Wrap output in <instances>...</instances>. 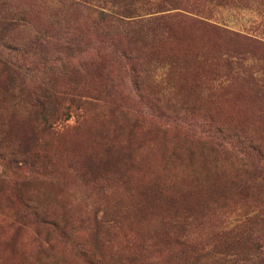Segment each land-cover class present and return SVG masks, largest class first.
Here are the masks:
<instances>
[{
	"label": "rangeland",
	"instance_id": "obj_1",
	"mask_svg": "<svg viewBox=\"0 0 264 264\" xmlns=\"http://www.w3.org/2000/svg\"><path fill=\"white\" fill-rule=\"evenodd\" d=\"M65 1L0 0V264H264V180L177 131L264 153V0H108L168 26L135 67Z\"/></svg>",
	"mask_w": 264,
	"mask_h": 264
},
{
	"label": "trees",
	"instance_id": "obj_2",
	"mask_svg": "<svg viewBox=\"0 0 264 264\" xmlns=\"http://www.w3.org/2000/svg\"><path fill=\"white\" fill-rule=\"evenodd\" d=\"M75 2H69L68 0L65 1L68 8L79 10L85 16L91 13L96 14L95 19L99 33L104 34V32L106 31L109 34V37L107 39H101L98 44L99 46L109 47L110 51L113 50V52L116 54L115 63L122 61L125 64L128 63L130 67H132V65L135 67L136 64L133 63L135 61L134 59H132L135 57L131 56V53L134 52V49L132 50L131 45L138 42V39L136 37H144L147 33H149V25H151L152 23V25H155V27L151 31L153 34L165 31L168 28V26L164 22H162L163 19L160 17L145 19L144 16L146 14H143V16L131 15L126 11H120L116 7L117 5L115 3H112L108 0H75ZM92 2H98V9L93 10L92 7H94V5L92 4ZM62 43H64L65 46H71L68 40L67 42H60V44L64 46ZM40 45L41 43H33V46L39 47ZM1 61L2 60L0 58V64ZM169 120L171 122V124H168L170 127H179V125H176L177 118H171ZM170 127L167 128L169 129V131L171 130ZM177 131H179V133L184 136L185 143L187 144L185 150L188 153V157L191 158L193 156L194 150L198 146L201 148H205L216 154L218 158L226 160L229 164H235L233 180L238 187L242 186L243 184L241 176L243 175V173H245V171L250 174L251 181L254 182V184L257 183L258 186L261 187V181L264 180V153L260 149L259 145H256L249 141L244 142L245 139L239 140L236 135L231 136L216 129L198 131L196 129L186 128L184 129L183 133L181 129H178ZM247 162L248 165L245 166L244 163ZM205 174H207V177L204 178V182H206L207 185H203V189L206 188L207 190L213 191H223L226 189V186H223L221 184L216 185L213 177V182H211V178L208 176V173ZM213 175L221 177L223 179H226L227 177H225L226 174L214 170ZM224 184L226 185V183ZM259 221L262 224V228L260 233L257 234V237L261 240V246H264V214L261 215ZM251 239L252 237L249 234H246L244 236V240L246 242H251ZM261 261L264 263V256L261 258ZM215 264L231 263L227 260H220Z\"/></svg>",
	"mask_w": 264,
	"mask_h": 264
}]
</instances>
